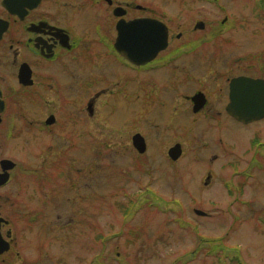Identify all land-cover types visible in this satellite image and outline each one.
Returning a JSON list of instances; mask_svg holds the SVG:
<instances>
[{
	"label": "rangeland",
	"instance_id": "obj_1",
	"mask_svg": "<svg viewBox=\"0 0 264 264\" xmlns=\"http://www.w3.org/2000/svg\"><path fill=\"white\" fill-rule=\"evenodd\" d=\"M152 1L168 45L150 65L87 46L47 70L52 92L10 96L24 121L0 142L16 164L0 264H264V118L224 115L232 78L264 79V0Z\"/></svg>",
	"mask_w": 264,
	"mask_h": 264
},
{
	"label": "flooded vegetation",
	"instance_id": "obj_2",
	"mask_svg": "<svg viewBox=\"0 0 264 264\" xmlns=\"http://www.w3.org/2000/svg\"><path fill=\"white\" fill-rule=\"evenodd\" d=\"M139 18L157 19L152 0H0V142H8L17 124L24 121L22 114L13 113L10 96L25 93L35 85L52 92L54 71L59 64L66 66L81 48L97 46L117 58L114 46L118 23ZM47 70H53L54 75ZM29 81L31 84H25ZM226 105L224 115L236 121L226 112ZM50 116L53 121L47 124ZM54 122L55 116L49 114L43 124L40 121L37 125L43 130ZM3 159L0 157V161ZM15 168L4 171L0 167V175L8 174L0 191L11 182ZM1 195L0 199L8 198ZM246 203L251 207V201ZM12 247L10 221L0 212V261H5Z\"/></svg>",
	"mask_w": 264,
	"mask_h": 264
},
{
	"label": "water",
	"instance_id": "obj_3",
	"mask_svg": "<svg viewBox=\"0 0 264 264\" xmlns=\"http://www.w3.org/2000/svg\"><path fill=\"white\" fill-rule=\"evenodd\" d=\"M204 25L199 22L195 29L202 30ZM117 39L114 49L124 59L133 65L141 66L152 61L159 52L166 49L168 45V28L158 19L139 18L118 23ZM23 76H21L22 78ZM31 84L30 81L25 83ZM228 104L226 112L237 121L248 124L264 118V79L238 76L229 82ZM193 112L199 111L206 103L203 93L198 92L192 97ZM53 117L50 116L47 124H51ZM132 144L139 153L145 152L144 138L140 134L132 137ZM182 150L180 144L176 143L167 154L172 160H176ZM10 160L0 161V167L6 171L14 167ZM8 179V174L0 175V185ZM199 215L204 213L195 210Z\"/></svg>",
	"mask_w": 264,
	"mask_h": 264
}]
</instances>
